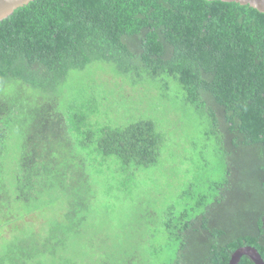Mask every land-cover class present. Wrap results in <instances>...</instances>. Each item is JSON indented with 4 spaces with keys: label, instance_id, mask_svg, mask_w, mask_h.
<instances>
[{
    "label": "trees",
    "instance_id": "trees-1",
    "mask_svg": "<svg viewBox=\"0 0 264 264\" xmlns=\"http://www.w3.org/2000/svg\"><path fill=\"white\" fill-rule=\"evenodd\" d=\"M96 62L128 85L176 81L223 166L160 212L156 264H229L243 246L264 259V13L221 0H33L0 22V144L13 130L23 139L11 173L0 163V230L54 200L61 213L45 234L8 241L0 264H86L79 253L96 250L88 223L98 191L79 145L110 160L121 189L158 163L164 136L150 118L90 128L73 146L99 98L68 81ZM118 235L104 239L113 264H151L147 238Z\"/></svg>",
    "mask_w": 264,
    "mask_h": 264
},
{
    "label": "rangeland",
    "instance_id": "rangeland-1",
    "mask_svg": "<svg viewBox=\"0 0 264 264\" xmlns=\"http://www.w3.org/2000/svg\"><path fill=\"white\" fill-rule=\"evenodd\" d=\"M141 83L139 86L124 83L115 76L113 66L103 62H96L84 70L71 71L68 86L74 94L99 98L98 106L88 111V120L80 125L82 131L75 132L73 138L76 142L73 146H78L76 138L85 139V131L90 128L124 126L141 118L153 119L158 131L164 136L158 163L138 170L127 190L126 187H119L121 176L114 167L108 165L110 160L90 152L92 143L78 146L89 155L87 163L91 166L98 191L88 223L95 228L89 234L94 236L96 250L84 248L79 253V259H84L86 264L114 263L115 257H107L108 248L112 247L105 244L104 239L106 234L116 233H119L121 240L131 237L137 242L138 239L147 238L150 263L156 264L153 249L163 239L157 230L160 212L172 205L179 207L182 199L178 195L190 183L206 187L204 182L218 180L223 174L222 163L205 137L204 120L185 101L177 82L160 78ZM66 99H70V95ZM22 143L18 131L13 130L0 144V163L8 174L18 161ZM3 169L0 174H5ZM111 182H114V187L110 185ZM196 190L194 188L195 193ZM148 211L152 212L149 219L146 217ZM40 212L28 216L23 223H12L10 228L1 229L0 250L15 237L45 234L61 213L58 200ZM148 220L150 224H145ZM137 224L144 229L134 231ZM85 241L89 243L88 239Z\"/></svg>",
    "mask_w": 264,
    "mask_h": 264
},
{
    "label": "water",
    "instance_id": "water-1",
    "mask_svg": "<svg viewBox=\"0 0 264 264\" xmlns=\"http://www.w3.org/2000/svg\"><path fill=\"white\" fill-rule=\"evenodd\" d=\"M33 0H0V22L8 18L14 11L29 4ZM224 2H236L241 5H249L264 13V0H221ZM264 225V218H263ZM243 256H248L255 264H264V259L259 251L252 246L238 248L231 257L229 264H238Z\"/></svg>",
    "mask_w": 264,
    "mask_h": 264
}]
</instances>
